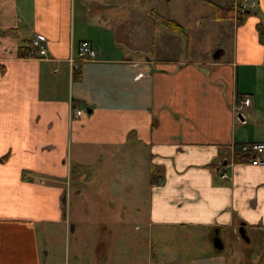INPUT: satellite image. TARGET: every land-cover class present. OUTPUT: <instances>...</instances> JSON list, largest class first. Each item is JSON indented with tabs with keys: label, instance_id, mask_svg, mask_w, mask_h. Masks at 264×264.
<instances>
[{
	"label": "crops",
	"instance_id": "1",
	"mask_svg": "<svg viewBox=\"0 0 264 264\" xmlns=\"http://www.w3.org/2000/svg\"><path fill=\"white\" fill-rule=\"evenodd\" d=\"M242 1L0 0V264H130L133 218L157 230L132 264H264V152L239 154L264 143V0Z\"/></svg>",
	"mask_w": 264,
	"mask_h": 264
},
{
	"label": "rangeland",
	"instance_id": "2",
	"mask_svg": "<svg viewBox=\"0 0 264 264\" xmlns=\"http://www.w3.org/2000/svg\"><path fill=\"white\" fill-rule=\"evenodd\" d=\"M135 171L137 173L136 180L139 183V186L141 187L142 173H143V165L141 162H138V164L135 165ZM139 186L137 187V190L140 191V194L138 195V204L143 205L145 207V209H148L147 191L141 190ZM139 191H137V192H139ZM113 196L114 197L117 196L120 200L122 198L126 197L125 194H117L116 192L113 193ZM92 198H93V196L89 195L84 203L91 205L94 202L92 200ZM77 201L81 202L80 198H78ZM82 202H83V200H82ZM133 202H135V201L133 200ZM123 213L126 214L125 211L117 210L114 212V216L115 217H121L123 215ZM129 213H131V217H132V216H136L135 214H137V211L131 210ZM147 214H148L147 210L145 212H143V216L144 215L147 216ZM143 216H141L140 218H142ZM135 219H137V218H133V220L135 222L132 224V227H133L132 232L136 231L134 229L135 225H138L140 227L137 229V231H138V232H136L137 234L132 236L129 243H128V251L131 253L132 256H135L134 259H131L130 264L136 263L135 262L136 260L140 262V259H137L139 257L142 260L145 259V261H147V255H148L150 249L154 250L156 248L155 244H154V240H155L156 236H155L154 232H153V237L151 235V230L154 228L150 227L148 225V223L145 224L144 226H142V223H140L138 220H135ZM154 230L156 231L157 228L155 227ZM114 246L116 249V243L114 244ZM54 263L55 264H65L64 250L62 251V254L61 253L59 254L58 259H56V261H54Z\"/></svg>",
	"mask_w": 264,
	"mask_h": 264
},
{
	"label": "built area",
	"instance_id": "3",
	"mask_svg": "<svg viewBox=\"0 0 264 264\" xmlns=\"http://www.w3.org/2000/svg\"><path fill=\"white\" fill-rule=\"evenodd\" d=\"M257 6L256 1H252L251 3L248 0H243L241 3L237 5V8L240 12H248L250 8H254ZM31 53L37 54L38 56L44 57L48 55V49L45 39L42 36L36 35L31 40ZM78 59L80 60H95L99 57L98 50L96 47L88 40H84L80 43L78 48ZM251 98L249 96H244L242 98V107L250 106ZM82 110H77V114L81 115ZM238 114L242 118V122H246V116L243 111H239ZM264 152V143H255V144H244L240 147L239 154L250 158L251 162L255 165L260 164L258 155ZM223 177H227V174L224 173Z\"/></svg>",
	"mask_w": 264,
	"mask_h": 264
},
{
	"label": "trees",
	"instance_id": "4",
	"mask_svg": "<svg viewBox=\"0 0 264 264\" xmlns=\"http://www.w3.org/2000/svg\"><path fill=\"white\" fill-rule=\"evenodd\" d=\"M242 13L243 15L246 13V12H240L239 13V20H241V17H242ZM163 24L170 28V29H173L179 33H184V29L181 25H179L177 22H175L174 20H170V19H164L163 20ZM258 31H259V34H260V38H261V41H264V24L263 23H259L258 26ZM151 181L152 183H158L160 182L161 178H162V169L161 167H159L158 165H155V164H152L151 165Z\"/></svg>",
	"mask_w": 264,
	"mask_h": 264
},
{
	"label": "water",
	"instance_id": "5",
	"mask_svg": "<svg viewBox=\"0 0 264 264\" xmlns=\"http://www.w3.org/2000/svg\"><path fill=\"white\" fill-rule=\"evenodd\" d=\"M241 232H242V234L244 233V231H243V230H242ZM216 245H217V246H221V245H219V243H216Z\"/></svg>",
	"mask_w": 264,
	"mask_h": 264
}]
</instances>
